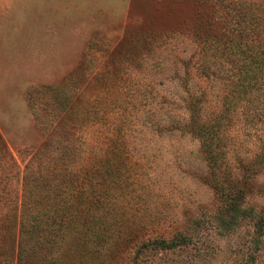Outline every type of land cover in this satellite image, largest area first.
Instances as JSON below:
<instances>
[{"label": "rangeland", "instance_id": "obj_1", "mask_svg": "<svg viewBox=\"0 0 264 264\" xmlns=\"http://www.w3.org/2000/svg\"><path fill=\"white\" fill-rule=\"evenodd\" d=\"M194 4L0 0V264H264V105Z\"/></svg>", "mask_w": 264, "mask_h": 264}, {"label": "trees", "instance_id": "obj_2", "mask_svg": "<svg viewBox=\"0 0 264 264\" xmlns=\"http://www.w3.org/2000/svg\"><path fill=\"white\" fill-rule=\"evenodd\" d=\"M194 5L199 9V16L203 20L200 21L198 26L206 32L210 30L207 33L210 36L212 35L210 37L211 39L215 38V41H217L216 38H226L234 30L240 33V41L234 52L238 56L240 84L242 88L253 89L255 91V99L253 101L257 104L261 102L264 105V0L259 4H249L233 0H195ZM222 11L225 12L223 19L226 23L232 21L235 23L236 29H231L233 31L229 30V32L224 25L223 27L221 25V28L216 26L217 21L215 15L217 13L220 14ZM249 38L252 40L250 43H247ZM231 53L232 51L230 50L228 54ZM250 171L251 167L244 168L245 179L248 178L247 175ZM91 193H94L93 190ZM81 195H83V192ZM231 207L233 212L243 211V215L251 212V209H242L237 204L232 203ZM188 243L189 239L184 234H174L171 239H155L143 243V246H153L161 250H169L184 246Z\"/></svg>", "mask_w": 264, "mask_h": 264}]
</instances>
